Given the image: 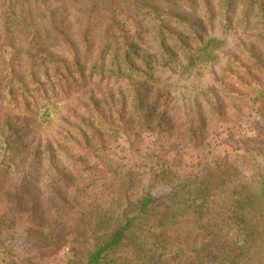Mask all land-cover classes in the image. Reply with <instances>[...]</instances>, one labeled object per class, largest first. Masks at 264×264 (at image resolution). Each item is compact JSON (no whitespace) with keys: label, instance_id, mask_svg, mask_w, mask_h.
<instances>
[{"label":"trees","instance_id":"1","mask_svg":"<svg viewBox=\"0 0 264 264\" xmlns=\"http://www.w3.org/2000/svg\"><path fill=\"white\" fill-rule=\"evenodd\" d=\"M187 6L199 10L200 23L219 21L234 29L242 18L245 36L264 31V0H0V114L18 113L21 101L26 106L33 100L43 103L44 95L95 81L154 87L157 81L144 77L153 70L151 61L132 74L131 60L149 50L155 58L165 54L160 61L172 60L169 30L188 28L182 11ZM255 41L244 53V75L255 86L245 89L241 81L242 89L224 90L233 106L211 108L206 118L198 106V117L186 130L190 142L214 127L211 119L233 116L234 103L254 107L264 121V88L256 87L264 59L255 49L264 52V41ZM218 43L211 40L204 50L208 54ZM137 99L130 111L97 115L86 130L75 131V157L66 156L62 145L14 149L12 134L0 122V202L6 206L0 216V249H8L23 216L34 225L28 240L46 256L68 248V264H242L253 258L254 247L264 248V127L255 148L263 159L262 173L250 183L237 171L233 178L238 180L225 174L215 178L212 172L173 183L174 177L162 170L167 190L159 195L154 180L160 174L147 173L149 184L137 190L134 171L117 165L109 154L112 141L132 145L133 136L159 130L156 109L145 105L144 93ZM59 109L46 107L38 120L46 125ZM58 159L71 169L61 168ZM226 180L233 190L221 186ZM217 199L226 205L224 219L209 212ZM217 220L225 224L222 231L229 226L237 236L230 239L219 229L217 237L202 244L200 261L194 248L186 251L167 235L188 222L211 235Z\"/></svg>","mask_w":264,"mask_h":264},{"label":"rangeland","instance_id":"2","mask_svg":"<svg viewBox=\"0 0 264 264\" xmlns=\"http://www.w3.org/2000/svg\"><path fill=\"white\" fill-rule=\"evenodd\" d=\"M212 5L218 10L215 1H212ZM182 11L186 12L188 28L183 29L178 24L176 29L169 30L167 46L173 49L172 60L160 61L165 54L155 58L150 48L149 54H141L131 60L132 67L129 71L132 74L135 70L144 68L143 65L147 61H151L153 70L147 71L148 74L144 77L154 78L157 81L154 87L149 89L144 82L101 84L95 81L84 88L73 87L69 91L62 89L57 95H44L46 101L43 103L33 100L31 105L26 106L21 101L18 113L0 114L1 124L12 134L14 149L25 144L32 148L62 145L66 156L75 157V131L86 130L97 115H116L122 111H130L132 105L137 103L138 96L144 93L145 105L156 109L157 119L161 123L159 130L133 136L132 145L123 139L112 141L109 145V154L113 161L134 171L137 190L149 184L147 173H152L160 174L154 180L157 184L155 193L161 195L165 192L167 186L163 185L166 180L163 179L162 170L174 177L173 183L200 173L211 175L214 172L215 178H218L219 174H225L238 180L239 176L233 178L237 171L240 177L246 178L247 183L251 182L252 177L261 175L263 159L255 148L258 147L257 137L260 129L264 127V121L254 107L241 108L234 103L236 109H232L231 113L235 114H227L219 120L211 119L214 127L203 133L195 143L187 139L186 130L197 116L198 106L200 114L205 117L211 108L226 106L227 109V106H233L224 99V90L242 89V86L251 89L255 86L254 81L249 83V78L244 75V68L247 66L244 53H249L255 46L256 37L264 41V31L252 35L248 33L245 36L241 32L247 27L241 21L242 18L237 17V28L225 29L224 24L219 21L213 24L200 23L199 10L191 11L187 6L182 7ZM211 40H218L219 43L213 45L207 54L204 46ZM255 49L264 59V52L259 47ZM235 81L238 83L234 84ZM257 81L259 84L256 87L264 88V72ZM54 105L61 106V109L46 125L41 124L37 114ZM18 137L22 139L18 140ZM59 166L71 169L61 161ZM224 182L221 186L233 190V183L229 180ZM256 187L257 184L254 183L253 188ZM136 194L135 189L132 195ZM5 208V204L0 202V216ZM209 212L213 217L221 219L227 216L226 205L220 199L212 203ZM219 220L213 222L219 226L211 228L214 233L211 235L189 222L169 229L167 235L171 240L182 244L186 251L194 248V258L200 261V257L205 255L201 252L202 244L217 237L221 226H225ZM31 221L28 216L18 217L11 244L9 243L8 249H0V264H68V248L46 256L44 251L38 250L34 243L28 240V230L34 227ZM228 228L221 230V234L233 239L237 232ZM260 249L254 247L253 258L245 259L242 264H264V248Z\"/></svg>","mask_w":264,"mask_h":264}]
</instances>
